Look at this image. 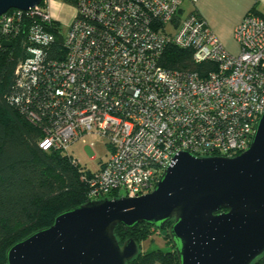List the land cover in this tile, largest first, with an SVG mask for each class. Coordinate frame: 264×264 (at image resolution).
Returning <instances> with one entry per match:
<instances>
[{"label": "built area", "instance_id": "2783aa9c", "mask_svg": "<svg viewBox=\"0 0 264 264\" xmlns=\"http://www.w3.org/2000/svg\"><path fill=\"white\" fill-rule=\"evenodd\" d=\"M184 1L76 0L66 29L52 0L0 15V49L19 40L23 50L8 100L43 130L39 147L68 154L89 136L110 147L98 168L83 169L90 200L153 191L180 152L234 157L252 142L264 112V18L243 17L234 55L197 12L182 16ZM169 46L216 69L164 66Z\"/></svg>", "mask_w": 264, "mask_h": 264}, {"label": "water", "instance_id": "95a60500", "mask_svg": "<svg viewBox=\"0 0 264 264\" xmlns=\"http://www.w3.org/2000/svg\"><path fill=\"white\" fill-rule=\"evenodd\" d=\"M41 1L0 0V15ZM170 221L168 234L180 264H252L264 253V112L241 154L180 152L153 191L67 209L50 226L13 244L6 264H127L140 245L134 238L121 245L116 226L148 223L161 229Z\"/></svg>", "mask_w": 264, "mask_h": 264}, {"label": "trees", "instance_id": "16d2710c", "mask_svg": "<svg viewBox=\"0 0 264 264\" xmlns=\"http://www.w3.org/2000/svg\"><path fill=\"white\" fill-rule=\"evenodd\" d=\"M63 1L70 5L76 2ZM60 26L59 22L53 25L57 32L56 49L62 41ZM22 55L19 40L0 49V264L7 263V251L13 244L50 226L59 213L90 201L88 184L81 178L85 166L73 161L69 153L40 148L43 130L8 100L14 89L15 67ZM162 63L170 68L198 71L201 76L216 69L212 62L196 64L192 50L176 46L167 48ZM223 211L226 209L219 212ZM171 223L161 229L148 223L133 228L117 225L115 235L121 245L129 238L140 245L139 254L127 264H180L168 234ZM155 233L165 235L172 248L142 251V242ZM252 264H264V253Z\"/></svg>", "mask_w": 264, "mask_h": 264}, {"label": "crops", "instance_id": "0c3cea01", "mask_svg": "<svg viewBox=\"0 0 264 264\" xmlns=\"http://www.w3.org/2000/svg\"><path fill=\"white\" fill-rule=\"evenodd\" d=\"M188 2V13L195 11L201 16L225 49L231 54H238L239 44L235 39V29L243 17L249 12L264 18V0H197ZM185 1L181 7L184 17ZM186 16V15H185Z\"/></svg>", "mask_w": 264, "mask_h": 264}, {"label": "rangeland", "instance_id": "374dc122", "mask_svg": "<svg viewBox=\"0 0 264 264\" xmlns=\"http://www.w3.org/2000/svg\"><path fill=\"white\" fill-rule=\"evenodd\" d=\"M188 2L185 1L184 7L186 8L185 15L188 12ZM53 16L57 18L64 29L67 28L74 13L73 5L64 2L63 0H52V5L49 9ZM68 153L76 158L82 166L91 170L98 168L101 162L105 161L110 154V147L107 145L105 139L97 136H89L86 142L82 140L72 144ZM169 250L172 245L168 242L165 235L157 233L152 234L147 240L141 244L142 251H149L152 249Z\"/></svg>", "mask_w": 264, "mask_h": 264}]
</instances>
